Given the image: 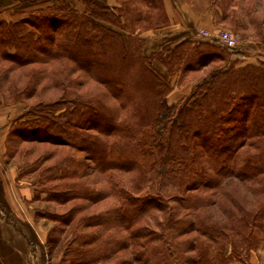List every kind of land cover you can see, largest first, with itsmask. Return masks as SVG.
<instances>
[{"label":"trees","instance_id":"obj_1","mask_svg":"<svg viewBox=\"0 0 264 264\" xmlns=\"http://www.w3.org/2000/svg\"><path fill=\"white\" fill-rule=\"evenodd\" d=\"M78 1L0 18V90L20 75L17 100L44 91L39 78L59 89L26 104L5 144L9 157L23 141L53 147L28 170L34 197L66 207L45 216L47 252L61 244L62 264H220L263 243L264 60L191 36L145 55L141 33L168 21L163 0ZM213 2L214 20L244 29L235 0H215L219 13ZM263 21L250 20L258 38ZM176 73L196 82L169 104Z\"/></svg>","mask_w":264,"mask_h":264},{"label":"rangeland","instance_id":"obj_2","mask_svg":"<svg viewBox=\"0 0 264 264\" xmlns=\"http://www.w3.org/2000/svg\"><path fill=\"white\" fill-rule=\"evenodd\" d=\"M66 1L69 2V0ZM70 1H73L79 9L82 7L78 0ZM212 1L214 2L211 3V9L219 13L221 9L217 7L215 0H209V2ZM235 2H237L233 7L234 10H236L235 15H237L238 22H244L246 24L244 29L234 31L233 25L230 22V17H228L226 21L219 20V22H217L214 20L217 28L234 31V34L238 37L237 46L234 48L244 53V61L254 62L257 59L264 60V25L262 30L263 35L258 38L255 27L250 22L251 19H262L264 15V0H235ZM49 3L50 0L30 2L28 0H22L21 6L25 8L28 7L24 10V14H26L34 11L35 8H44ZM11 16L12 14L6 13L0 16V18L10 19ZM13 17L16 18L14 15ZM262 24H264V21ZM195 30L196 28L188 30L187 35L192 34ZM190 38L193 40L205 39L193 36ZM3 64L6 63L3 62ZM33 66L35 69V65ZM37 67L38 66H36V68ZM29 69L30 68L25 70L29 71ZM50 69V66H46L45 71L49 72ZM14 74L15 73H12L13 76ZM26 78L28 79V76L24 77L23 75V77H21L20 75V80L15 79L11 81L12 83L10 85L4 87V91L0 90V99L4 97V100L15 102V100H17L15 99V89L18 86H23L24 82L27 80ZM49 80L48 78H39L37 87L42 88L44 91L37 89L36 94L31 98L21 100L26 104H30L36 102L40 98L48 99L56 96L59 93V89H48L46 85ZM187 81L193 83V85L196 82L195 77L192 75L182 77V79L177 77L175 82L176 85H172L173 92L171 93L172 90L170 91V97H168V99L166 97V101L172 100V102H175L178 99L181 100L188 96L192 91L193 85L190 87L186 86ZM93 84V82L86 83L83 89H89L93 87ZM168 103L170 104V102ZM19 109L22 112L24 107L23 109L22 106L15 109L13 108L14 111L16 110V117L13 119L9 118L8 122L11 121L12 124L21 117L22 114H19ZM10 112L12 113L13 111H7L6 113ZM2 114H5V110L0 106V115ZM162 125L163 121L161 114H159L154 129L161 131ZM6 140L5 138V144ZM51 150H53V147L48 143H31L23 141L19 144L18 151H16L14 157L6 156V154L3 157L2 162L8 164V167L11 166L14 168L17 175L20 169L27 170L23 175H18V179H21L18 187H20L22 192H16L15 188H0V259L7 264H62L61 257L64 254L65 248L62 247L61 244L50 252H47L45 236L55 222L45 216H49L53 213H62L66 207L43 199V195L34 197V194H36V196L38 194L36 192L37 183L35 181L37 172L28 171L33 165L32 162L35 157L40 154L49 153ZM27 190L30 191V194L26 192ZM5 193L8 194L9 197ZM25 194H29V197H24L23 195ZM64 235H62L61 239L65 237ZM262 242L263 243L259 242L249 251H241L239 256H232L226 253L224 260H222L220 264H251L250 260L252 259L264 261V241Z\"/></svg>","mask_w":264,"mask_h":264},{"label":"crops","instance_id":"obj_3","mask_svg":"<svg viewBox=\"0 0 264 264\" xmlns=\"http://www.w3.org/2000/svg\"><path fill=\"white\" fill-rule=\"evenodd\" d=\"M21 1L22 0H0V16L9 13L12 14L10 19H13V15L16 16V18L23 15L24 10L28 7L25 8L21 6ZM101 1L110 6L115 5L114 0ZM163 5L168 18L167 23L158 28L149 29L141 33L145 36V43L143 48V53L145 55L150 54L151 52L156 50L159 45L165 42H176L186 38L187 36H190L187 35V31L190 29L202 28L209 31L218 29L210 10L209 0H163ZM154 66L158 69V71L166 74V69L162 64L155 61ZM179 75L180 73H176L171 77L172 85H176L175 82ZM192 85L193 83L187 81L186 86L190 87ZM172 92L173 88L171 93ZM168 97H170V94L169 96L167 95V99ZM167 101L170 103H174L172 102V100ZM0 106L5 110V114L0 115V188H15L16 192H22V190H20V187H18L21 179H18L19 176L17 175L16 170H14V168H12L11 166L8 167V164L2 161L5 155V138L11 124V121L8 122V119H13L14 117H16V110L14 111L13 108L15 109L22 106L23 109L24 107L22 112L20 110L21 108L19 109V114H22L26 108V103L19 99L15 100V102H10L9 100H4V97H2L0 99ZM7 111H13V114L11 112L6 113ZM26 192L30 194L29 190H27ZM29 194H25L23 196L29 197ZM6 195L8 196V194ZM7 200L9 201L8 198ZM250 263L264 264V261L252 259L250 260ZM0 264L7 263L0 259Z\"/></svg>","mask_w":264,"mask_h":264},{"label":"built area","instance_id":"obj_4","mask_svg":"<svg viewBox=\"0 0 264 264\" xmlns=\"http://www.w3.org/2000/svg\"><path fill=\"white\" fill-rule=\"evenodd\" d=\"M193 34V35H192ZM190 34L193 37H202L210 40H215L216 42L226 46L234 48L237 46L238 37L236 34L226 29H216L213 31L205 30L202 28L196 29Z\"/></svg>","mask_w":264,"mask_h":264}]
</instances>
